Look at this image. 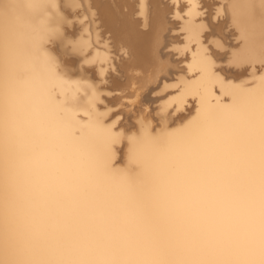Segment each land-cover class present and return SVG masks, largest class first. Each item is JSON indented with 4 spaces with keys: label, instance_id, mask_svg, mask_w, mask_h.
Here are the masks:
<instances>
[{
    "label": "bare ground",
    "instance_id": "obj_1",
    "mask_svg": "<svg viewBox=\"0 0 264 264\" xmlns=\"http://www.w3.org/2000/svg\"><path fill=\"white\" fill-rule=\"evenodd\" d=\"M61 1L0 0V264H264V75L245 87L227 81L214 60L243 68L260 59L264 0H226L215 12L218 1L201 0L204 22L190 10L186 35L199 47L201 37L215 38L212 56L191 60L194 81L176 76L177 107L192 94L197 108L171 128L182 117L164 114L168 124L157 131L140 125L125 166L115 164L117 134L99 106L81 122L53 93L63 83L44 40L72 56L89 44L63 47L85 27L65 29ZM68 1L83 4L88 24L97 21L124 49L127 61L115 69L125 79L113 87L147 89L176 69L163 55L174 24L162 0L135 5L141 27L129 0L117 9L106 0Z\"/></svg>",
    "mask_w": 264,
    "mask_h": 264
},
{
    "label": "rangeland",
    "instance_id": "obj_2",
    "mask_svg": "<svg viewBox=\"0 0 264 264\" xmlns=\"http://www.w3.org/2000/svg\"><path fill=\"white\" fill-rule=\"evenodd\" d=\"M78 1L81 2L80 0ZM129 1L132 2V0ZM215 1L218 2L214 6V12L217 8L223 9L226 0ZM168 2L172 6L169 4L170 13L167 15V21L170 24L173 23L174 26H170L167 31L168 35L166 38L169 43L167 44L168 46L163 48V55L170 56L169 62L176 65V69L171 70L168 73L170 76L169 78L164 72L158 74V76H156L150 83L149 87L152 88L151 90L149 87L147 89L143 87L138 88L137 85H134L131 82V84H126L124 87H113L114 83H110L112 88L120 90H117L116 92L109 90L111 87L106 82L105 77L109 71L115 70L116 63L127 61L125 59L126 57H124V49L118 48L110 40L111 38L104 31V28L100 25L97 26V21L95 24H88V22L90 23V16L81 12L83 4L73 6L68 0L61 1V13L66 16V22L68 20V22L64 24L65 29H81L82 25L85 27L82 31L67 35V39L62 45L63 47H68L71 46V44H77L78 41L83 39L87 40L89 43L86 49L72 56L67 52L59 53L58 48H56L50 39H46L43 42L45 47L44 50L55 55L56 59L53 61V66L59 79L63 83V92L61 93L55 88L53 93L56 95L57 99L64 104V107L70 108L73 113L80 118L79 120H81V122L89 121L86 117V112H92V105L96 103L99 106L100 118L106 120L105 122L107 124L113 126L114 132L117 134V139L113 145L116 149L115 164L118 166L126 165L129 140L139 135L140 125L152 128V131H157L162 129L164 125L168 124V118L167 120L165 118L163 120L162 116L164 114L175 119L182 117L176 122L167 125L168 128H171L173 126L181 125L197 108L196 95L192 94L182 96L185 99V109L177 107V100L181 96L183 87L176 76L183 74L185 78L194 81L199 73L194 69L190 72L193 68L191 60L202 53L205 56H212L208 45L215 38L211 37L210 39L205 37V41L204 38L201 37V40L199 41L201 42L202 47H199L200 43L198 44L196 40L188 37L184 29L185 23L189 20L188 18H190L189 12L193 7L197 9L195 17H199V21L197 20V22H204L203 20L206 19L208 9L203 6L201 0H168ZM139 3L140 0H137V2H133V5L139 6ZM136 11L135 16L141 18L140 11L137 7ZM49 14L50 12H47V15ZM216 16L217 14L213 15V18ZM218 16H224V11ZM200 18H203V20ZM232 39V41L235 40V38ZM234 43H237L236 40ZM146 49L147 53L150 54V49ZM232 50L238 51L237 44ZM100 57H105V59L100 60ZM214 60L218 66L222 67L217 69V71L220 72L223 77H226L227 81L233 80L245 87L255 86L258 79L264 75V52L259 60L253 61L248 65H243L246 72L243 70L239 73L230 72L232 75H228L227 73L229 72L226 71V73L223 69H228L230 67L226 61L219 62L218 58H214ZM147 61L149 63H156V61L152 60ZM135 70L136 69L131 70V75L135 74L134 77L138 76V73L140 72V70H136V72ZM119 77L121 81L118 82H123L125 75L122 74L119 75ZM163 80L165 81L163 82ZM165 82H169V85L172 86L164 88L163 84ZM215 86L216 84L213 85V87ZM216 94L219 98H222L223 102L229 101V98L224 96L223 93L216 91ZM135 95L138 96L139 102H136L137 98ZM97 96L99 98H96ZM108 99L114 101H108Z\"/></svg>",
    "mask_w": 264,
    "mask_h": 264
},
{
    "label": "water",
    "instance_id": "obj_3",
    "mask_svg": "<svg viewBox=\"0 0 264 264\" xmlns=\"http://www.w3.org/2000/svg\"><path fill=\"white\" fill-rule=\"evenodd\" d=\"M118 0H106V3L108 4V5H110L111 6V8H116L117 9V5H118V2H117ZM135 1L137 2V0H132V2H134L135 3ZM162 2L164 3V4H166V5H168L169 6V2H168V0H162ZM137 11L135 10V12L132 14V16L134 17L136 14ZM134 21L135 22H137L138 23V25H140V27L142 26L141 24V19H139L137 16H135V18H134ZM167 49V48H166ZM117 69V70H116ZM115 70H111V71H109L108 73H107V76L105 77L106 79V82L108 83V85H110V83L112 84V83H114V82H118V81H121V79H120V77H119V75H120V70H118V67L116 68ZM229 69V71H231V72H233V73H239V72H241L242 70H243V68L242 67H238V66H232V67H229L228 68ZM244 71V70H243ZM110 87H111V85H110ZM109 87V88H110ZM157 89V88H156ZM110 91H112V92H116L117 90H120V89H117V88H110L109 89Z\"/></svg>",
    "mask_w": 264,
    "mask_h": 264
}]
</instances>
